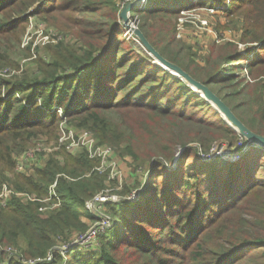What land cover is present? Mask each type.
Returning a JSON list of instances; mask_svg holds the SVG:
<instances>
[{
	"label": "trees",
	"instance_id": "obj_1",
	"mask_svg": "<svg viewBox=\"0 0 264 264\" xmlns=\"http://www.w3.org/2000/svg\"><path fill=\"white\" fill-rule=\"evenodd\" d=\"M120 1L0 0V67L17 62L32 15L46 19L59 12L52 15L55 23L47 21L63 37L45 48L47 59L39 50V73L0 76V192L8 183L4 169L12 170L35 138L59 141L58 108L70 127L90 130L99 143L130 155L134 165L154 164L139 199L105 203L112 223L98 235L100 245L88 252L72 246L65 255L55 245L68 244L82 229V217L92 215L85 200L94 190L83 172L96 173L93 188L103 186L105 172L85 150L64 146L65 165L52 155L15 189L44 197L57 180L59 209L43 213L39 202L13 194L5 204L0 200V244L34 260L29 264H264V147L240 140L199 91L125 35ZM198 1L147 0L137 8L144 18L140 28L164 57L207 84L264 135V0L232 1L225 15L242 17L244 47L214 42L205 67L172 50L180 10ZM68 34L82 44L67 41ZM215 139L242 143V152L234 160L202 158L194 143L208 150ZM178 147L184 150L174 164ZM16 256L0 264H24Z\"/></svg>",
	"mask_w": 264,
	"mask_h": 264
},
{
	"label": "rangeland",
	"instance_id": "obj_2",
	"mask_svg": "<svg viewBox=\"0 0 264 264\" xmlns=\"http://www.w3.org/2000/svg\"><path fill=\"white\" fill-rule=\"evenodd\" d=\"M129 0H121V8L122 6ZM233 0H201L198 1L196 5H190L186 7H182L180 10V14L178 17V25H177V33L175 36V41L173 42L174 47L172 48L173 51L180 52V56L186 60H193L199 63L202 66H207V56L210 54V45L215 43L225 44L227 42L236 43L238 48H243L244 44L239 42L240 39V22L238 20L243 21L241 16H236V13L231 15H225L226 10H228L231 6ZM147 4V0L141 5L139 8L143 9ZM136 12L135 16L132 17L133 25L139 26L141 22H143L144 18L141 12L138 9H134ZM59 12H52L47 16L52 19L53 16H57ZM53 15V16H52ZM44 16V14L42 15ZM41 15L31 16L29 23L27 24V28L23 34L22 43L20 44V53L15 54V60L17 61L14 65H7L4 67H0V76L2 77H9L11 75H23L29 74H37L38 69L34 59L38 57V52L40 50L41 55L47 59L46 55L48 50L45 49L48 45L54 43V41L43 42L46 35H50L51 32H55L57 34V28L54 26L53 23L55 21L52 19L53 23L47 21L46 19H42ZM206 21L205 24L199 21ZM56 28V29H55ZM59 35V34H58ZM28 36H32V40L29 43H26L28 40ZM51 36V35H50ZM127 37H133L132 35H126ZM60 38L61 37L60 35ZM67 41H72L78 44H82L83 41L76 39L73 35L68 34L66 39ZM135 42L139 44L138 40L134 38ZM33 41H38L39 43L33 47ZM58 42V41H57ZM56 42V43H57ZM30 45V50L27 52V47ZM142 47V46H141ZM38 48V49H37ZM147 51V50H146ZM28 53V54H27ZM149 53V52H147ZM150 54V53H149ZM252 55V54H249ZM50 58V56H48ZM155 60V59H154ZM153 60V61H154ZM185 60V61H186ZM247 62V61H246ZM226 64V63H225ZM225 64H222L224 66ZM244 65V62L242 63ZM246 65V64H245ZM240 71V70H239ZM246 75L248 72L243 70ZM9 73V74H8ZM58 114L61 115V121L64 122L68 127V122L66 119L68 117L64 114L61 108H58ZM66 119H65V118ZM64 118V119H63ZM243 136L240 137V140ZM194 143V142H193ZM195 145L199 146V153L202 158H206L210 155L213 157L221 156L226 159L234 160L236 159L241 152V147L238 148L237 146L241 145L239 143L237 145L229 143L225 139H215L212 142L211 147L208 150L203 149L199 144L194 143ZM113 148V147H112ZM179 150L175 157L174 164L177 162L180 153L184 150V147H178ZM29 149V150H28ZM23 154V160L27 164H25V171H20L17 167V161L14 168L11 170L4 169L5 174L7 175L8 179L6 182L7 185H10L13 189H16L17 184H23L22 176L24 174H30L34 172L36 166L43 165L45 161L49 158H52V155L56 157L59 161L60 165H65L68 161V153H66L63 149L66 150L63 144H60L56 137L51 135H40L39 137L35 138L33 142L29 145V148ZM114 149V148H113ZM82 149L74 150V152H79ZM73 152V151H72ZM114 159L117 162L116 170H119L117 177L110 179L108 177L109 173L108 170L105 173H100L102 178L104 179L103 186L100 188H93L99 182V178L96 180L92 179L91 177L96 173L93 171H87L86 173L83 172V178H87L90 181L91 187L94 190V194L106 189L111 188L112 194H117L119 196L118 200H132L136 201L140 198L141 191L144 189V184L146 179L148 178L149 174V167L153 164L150 161L147 165H134L132 163V158L130 155H122L121 149L118 148L117 150L114 149ZM20 157V156H19ZM21 158V157H20ZM19 158H17L18 160ZM96 181V182H95ZM93 183V186H92ZM25 189L28 188V184H25ZM3 189V187H2ZM31 190V189H30ZM2 191V190H1ZM31 191H29L30 193ZM33 192V191H32ZM1 193V192H0ZM93 194V195H94ZM92 195V196H93ZM90 199L91 197H86ZM85 200V202H86ZM28 202L29 200H24ZM1 204V203H0ZM3 205V204H2ZM86 208V207H85ZM107 208V207H106ZM59 209V208H58ZM105 211V206L103 207ZM53 209L41 211L43 213H50ZM55 210V209H54ZM57 210V208H56ZM88 210V209H87ZM89 211V210H88ZM108 210L105 211V213ZM90 212V211H89ZM109 212V211H108ZM107 212V213H108ZM92 214V212H90ZM94 221V215H85L82 217V229H78L72 235V242L74 239L81 237L82 234H85L89 227L92 225ZM85 225V226H84ZM123 227V226H122ZM78 241L75 245L76 247H81L85 252L92 251L93 249L97 248L99 241L96 240L93 244L89 243V241H84L81 243ZM14 247H10L7 244H0V260L6 262L8 255H17L19 261L24 264H29L27 260L19 257V253L13 251ZM55 248L58 250H62V254H67L72 250L71 244H64L61 240L55 245Z\"/></svg>",
	"mask_w": 264,
	"mask_h": 264
},
{
	"label": "built area",
	"instance_id": "obj_3",
	"mask_svg": "<svg viewBox=\"0 0 264 264\" xmlns=\"http://www.w3.org/2000/svg\"><path fill=\"white\" fill-rule=\"evenodd\" d=\"M199 21L203 24L206 23V21H201V19H199ZM50 35H46L43 42H49L51 40L57 42L60 38V36H57L55 32H51ZM125 35H132L136 40H138L137 36L131 29L127 28ZM29 40H32V36H28V40H26V43H29ZM38 43V41H33V47H35V45H37ZM59 134V143L63 144L70 151L82 149L87 152L90 158L98 159L100 161V164L96 167V169L101 172H106L108 170V177L110 179L117 177L118 173H120L119 170H116L117 162L114 159V149L110 145L99 143L97 138L90 130L74 129L72 127H67L64 122H61ZM24 154L20 156L21 158L18 157L19 159L17 160V167L20 171H25V164H27L22 159V156ZM56 187L57 180H55L49 186L47 195H45L44 197H40L27 191H18L12 189L5 183L0 193V200L3 204H5L8 197L13 194L22 198L23 200L39 202V209L41 211L56 209L62 203V197L58 193ZM110 191L112 192L111 188L103 189L94 194L90 199L86 200L85 207L94 215V221L85 234H82L81 237L74 239L68 244H71L73 246L78 241H81V239V243H84V241H89V243L93 244L97 240L98 235L104 232L111 225L112 219L107 213H105L103 207L108 201L118 200L119 196L117 194H112ZM52 257V253H49L46 258L48 260H51ZM29 263H34V260H29Z\"/></svg>",
	"mask_w": 264,
	"mask_h": 264
},
{
	"label": "water",
	"instance_id": "obj_4",
	"mask_svg": "<svg viewBox=\"0 0 264 264\" xmlns=\"http://www.w3.org/2000/svg\"><path fill=\"white\" fill-rule=\"evenodd\" d=\"M146 0H129L120 10L121 19L124 25L133 31L137 36L140 46L146 49L153 57L154 61L164 66L174 74L183 78L189 85L199 91L212 105L222 114L224 119L243 137L247 139V145H257L264 147V135L255 132L248 127L231 109V107L207 84L193 77L188 71L183 69L177 63L164 57L148 40L144 32L139 26L132 24L131 12L135 8H139Z\"/></svg>",
	"mask_w": 264,
	"mask_h": 264
},
{
	"label": "bare ground",
	"instance_id": "obj_5",
	"mask_svg": "<svg viewBox=\"0 0 264 264\" xmlns=\"http://www.w3.org/2000/svg\"><path fill=\"white\" fill-rule=\"evenodd\" d=\"M135 9H137V8H135Z\"/></svg>",
	"mask_w": 264,
	"mask_h": 264
}]
</instances>
